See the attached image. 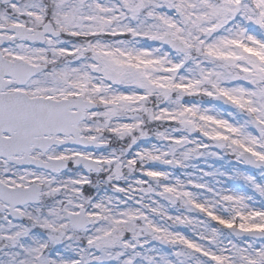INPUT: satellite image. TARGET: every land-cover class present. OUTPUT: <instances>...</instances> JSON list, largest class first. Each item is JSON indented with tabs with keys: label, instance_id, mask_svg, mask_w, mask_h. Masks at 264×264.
Segmentation results:
<instances>
[{
	"label": "snow or ice",
	"instance_id": "snow-or-ice-1",
	"mask_svg": "<svg viewBox=\"0 0 264 264\" xmlns=\"http://www.w3.org/2000/svg\"><path fill=\"white\" fill-rule=\"evenodd\" d=\"M0 264H264V0H0Z\"/></svg>",
	"mask_w": 264,
	"mask_h": 264
}]
</instances>
